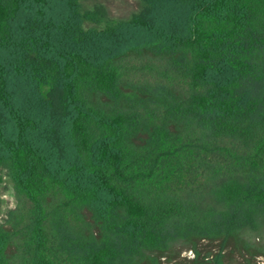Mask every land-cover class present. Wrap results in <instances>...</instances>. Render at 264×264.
Here are the masks:
<instances>
[{"label":"trees","instance_id":"16d2710c","mask_svg":"<svg viewBox=\"0 0 264 264\" xmlns=\"http://www.w3.org/2000/svg\"><path fill=\"white\" fill-rule=\"evenodd\" d=\"M81 1L0 0V264L264 256V0Z\"/></svg>","mask_w":264,"mask_h":264},{"label":"rangeland","instance_id":"374dc122","mask_svg":"<svg viewBox=\"0 0 264 264\" xmlns=\"http://www.w3.org/2000/svg\"><path fill=\"white\" fill-rule=\"evenodd\" d=\"M81 7L83 11L93 10L98 7L103 8L109 19L129 20L141 13L145 5L141 0H82ZM86 27L102 29L104 24L88 23ZM0 199V226L8 228V213L16 208L17 200L13 182L7 176H4ZM261 241V239H258L256 242L259 243ZM220 249L221 244L219 242L203 241L198 246L200 256L197 259L195 253H191L192 250L183 249L177 256L163 258L162 264H205L215 254L219 253ZM223 254L224 264H264L263 255H257L252 258L249 252L237 247L234 242H230L225 246Z\"/></svg>","mask_w":264,"mask_h":264},{"label":"built area","instance_id":"2783aa9c","mask_svg":"<svg viewBox=\"0 0 264 264\" xmlns=\"http://www.w3.org/2000/svg\"><path fill=\"white\" fill-rule=\"evenodd\" d=\"M191 253H193V251H191ZM194 255V254H193ZM195 256V255H194Z\"/></svg>","mask_w":264,"mask_h":264}]
</instances>
